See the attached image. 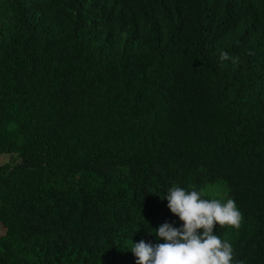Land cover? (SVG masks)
I'll use <instances>...</instances> for the list:
<instances>
[{
    "label": "trees",
    "instance_id": "obj_1",
    "mask_svg": "<svg viewBox=\"0 0 264 264\" xmlns=\"http://www.w3.org/2000/svg\"><path fill=\"white\" fill-rule=\"evenodd\" d=\"M1 2L17 161L0 164V264H135L131 239L180 223L168 187L217 178L242 221L216 234L233 264H264V0Z\"/></svg>",
    "mask_w": 264,
    "mask_h": 264
},
{
    "label": "clouds",
    "instance_id": "obj_2",
    "mask_svg": "<svg viewBox=\"0 0 264 264\" xmlns=\"http://www.w3.org/2000/svg\"><path fill=\"white\" fill-rule=\"evenodd\" d=\"M219 58L230 59L222 50ZM160 197L180 223L164 221L156 228L148 225L151 230L144 228L156 242L131 239L125 249L130 250L135 264H233L232 245L214 230L217 225L240 228L242 213L233 198H205L196 188L179 185L168 187Z\"/></svg>",
    "mask_w": 264,
    "mask_h": 264
},
{
    "label": "rangeland",
    "instance_id": "obj_3",
    "mask_svg": "<svg viewBox=\"0 0 264 264\" xmlns=\"http://www.w3.org/2000/svg\"><path fill=\"white\" fill-rule=\"evenodd\" d=\"M11 12L9 5L4 4L0 0V23H3L7 20ZM17 157L15 154L1 153L0 154V164L7 162H15ZM203 195H207L210 198H227L230 197L227 187L224 181L220 178L215 179L213 182L206 183L200 190ZM1 230V228H0Z\"/></svg>",
    "mask_w": 264,
    "mask_h": 264
}]
</instances>
